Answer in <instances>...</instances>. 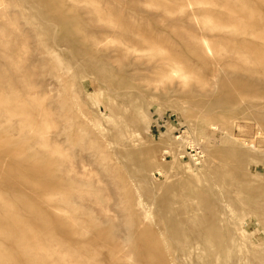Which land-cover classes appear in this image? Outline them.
Instances as JSON below:
<instances>
[{"label":"rangeland","instance_id":"rangeland-1","mask_svg":"<svg viewBox=\"0 0 264 264\" xmlns=\"http://www.w3.org/2000/svg\"><path fill=\"white\" fill-rule=\"evenodd\" d=\"M263 32L264 0H0V264H264Z\"/></svg>","mask_w":264,"mask_h":264},{"label":"bare ground","instance_id":"bare-ground-1","mask_svg":"<svg viewBox=\"0 0 264 264\" xmlns=\"http://www.w3.org/2000/svg\"><path fill=\"white\" fill-rule=\"evenodd\" d=\"M234 9L235 10H237L240 14L237 16V19H238V17H241V19L243 18V20L245 19V20H247V21H245V22H248L249 20H251L250 18H252V15H254L253 13H257L258 11V9L257 10H255V9H253L252 7H250V10L248 9L247 10V13L246 14H243V13H241V12H244L242 9H240L239 7H234ZM228 19L232 22V23H234L235 21H237L236 20V17L234 18V17H228ZM235 20V21H234ZM240 20V19H239ZM242 22V21H240L241 23H245V22ZM239 22V23H240ZM251 22V21H250ZM256 22V21H255ZM239 23H237V24H239ZM254 23V22H253ZM248 24H250V23H248ZM261 24V23H260ZM263 24V23H262ZM254 27H257V30H259V28H260V25L258 24V23H255L254 25H253ZM243 27V26H242ZM263 30V29H262ZM251 32V31H250ZM262 33V32H261ZM264 33V32H263ZM31 216V215H30ZM16 219V218H15ZM30 219V218H29ZM31 220V219H30ZM15 224V223H14ZM0 225H2L1 223H0ZM3 226V225H2ZM5 228V227H4ZM19 228V227H18ZM25 228V227H24ZM5 230V229H4ZM6 231V230H5ZM5 231H4V233H5ZM33 232V231H32ZM34 233V232H33ZM26 234V233H25ZM28 234V233H27ZM18 235H20L19 233H18ZM21 237V236H20ZM23 237V236H22ZM6 239V238H5ZM18 239V238H17ZM12 240V239H11ZM23 241V240H22ZM11 244V243H10ZM35 244V243H34ZM23 245V244H22ZM25 245V244H24ZM11 246H12V244H11ZM28 246V245H27ZM34 246V245H33ZM10 248V247H9ZM15 248V247H14ZM19 248V247H18ZM23 248H26L25 246L23 247ZM34 248V247H33ZM35 249H36V247H35ZM27 250V249H26ZM12 251H13V249H12ZM28 251V250H27ZM17 252V251H16ZM30 252V251H29ZM8 253V252H7ZM9 254V253H8ZM12 254V253H11ZM10 254V255H11ZM18 254V253H17ZM22 256V255H21ZM31 256V255H30ZM11 258V257H10ZM17 258V257H16ZM14 259V258H13ZM3 260V259H2ZM13 262V261H12ZM25 262V261H24ZM2 263V262H1ZM26 263V262H25ZM9 264V263H8ZM23 264V263H22Z\"/></svg>","mask_w":264,"mask_h":264}]
</instances>
